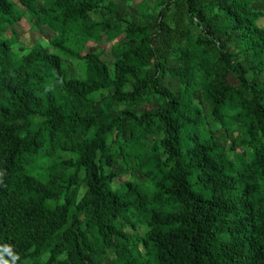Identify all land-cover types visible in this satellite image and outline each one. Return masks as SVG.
Masks as SVG:
<instances>
[{
  "label": "trees",
  "instance_id": "trees-1",
  "mask_svg": "<svg viewBox=\"0 0 264 264\" xmlns=\"http://www.w3.org/2000/svg\"><path fill=\"white\" fill-rule=\"evenodd\" d=\"M2 245L264 264V0H0Z\"/></svg>",
  "mask_w": 264,
  "mask_h": 264
},
{
  "label": "rangeland",
  "instance_id": "rangeland-1",
  "mask_svg": "<svg viewBox=\"0 0 264 264\" xmlns=\"http://www.w3.org/2000/svg\"><path fill=\"white\" fill-rule=\"evenodd\" d=\"M263 25V21H259ZM16 32L18 34V43L25 49L31 48L33 45L40 44L42 46H47V38L52 36V32L49 29L44 28L42 32L30 28L27 23L22 20L18 25L15 26ZM110 43L99 42V43H88L85 50L88 51L90 48L99 49L102 51V59L106 62H112L110 56ZM66 67V65H65Z\"/></svg>",
  "mask_w": 264,
  "mask_h": 264
},
{
  "label": "clouds",
  "instance_id": "clouds-1",
  "mask_svg": "<svg viewBox=\"0 0 264 264\" xmlns=\"http://www.w3.org/2000/svg\"><path fill=\"white\" fill-rule=\"evenodd\" d=\"M17 260H19V256L13 252L10 245L0 246V264H17Z\"/></svg>",
  "mask_w": 264,
  "mask_h": 264
}]
</instances>
